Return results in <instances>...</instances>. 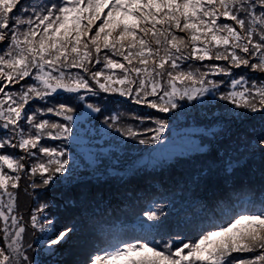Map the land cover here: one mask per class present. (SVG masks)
I'll list each match as a JSON object with an SVG mask.
<instances>
[{
  "label": "snow or ice",
  "instance_id": "snow-or-ice-1",
  "mask_svg": "<svg viewBox=\"0 0 264 264\" xmlns=\"http://www.w3.org/2000/svg\"><path fill=\"white\" fill-rule=\"evenodd\" d=\"M209 94L232 105L233 121L259 118L260 134L245 152L264 161V0H48L38 10L0 0V264H38L23 243L17 190L25 176L32 189H47L69 171L64 145L78 111L106 110L93 98L169 113ZM133 118L144 127L120 126L119 114L103 125L141 145L162 141L168 120ZM239 163L230 157L227 170ZM212 178L201 170L196 180ZM48 208L39 204L30 222L56 255L77 228L41 223ZM225 215L188 237L172 233L164 206H154L138 219L139 235L108 240L82 264H264V201L245 197Z\"/></svg>",
  "mask_w": 264,
  "mask_h": 264
},
{
  "label": "rangeland",
  "instance_id": "rangeland-1",
  "mask_svg": "<svg viewBox=\"0 0 264 264\" xmlns=\"http://www.w3.org/2000/svg\"><path fill=\"white\" fill-rule=\"evenodd\" d=\"M32 1L31 5L38 8L48 2L24 0L29 4ZM236 72L248 74L246 70ZM248 75L256 78L258 74ZM221 90L227 89L222 86ZM91 102L101 103L106 110L90 115L85 114L86 109L78 111L74 135L64 145L69 171L47 189H32L25 176L17 190L18 214L26 224L23 243L38 264H82L90 253L106 247L108 240L139 235L138 219L146 220L143 212L154 206H164L172 233L195 237L199 231L192 225L199 221L187 214L192 207L212 209L216 203L237 196L240 200L235 207L245 197L255 206L264 201V161L259 154L250 157L245 152L246 141L260 134L258 117L243 123L233 121L227 113L232 105L211 94L196 101H181V107L169 113H157L120 97L104 101L93 98ZM111 114L121 116L122 127L139 130L144 125L133 117L149 114L168 120L169 126L162 141L141 145L103 125ZM230 157H240L232 171L226 167ZM201 170H209L213 178L197 182ZM44 202L49 208L38 214L41 223L47 217L57 229L65 225L77 228L73 242L59 248L56 255L48 253L42 242L45 234L30 222L32 211ZM141 203L145 205L139 211H128L138 209ZM95 235L98 238L94 243Z\"/></svg>",
  "mask_w": 264,
  "mask_h": 264
},
{
  "label": "trees",
  "instance_id": "trees-1",
  "mask_svg": "<svg viewBox=\"0 0 264 264\" xmlns=\"http://www.w3.org/2000/svg\"><path fill=\"white\" fill-rule=\"evenodd\" d=\"M35 1L37 2V0H35ZM32 3H34V2L32 1L30 4H32ZM35 8L37 10L39 9L37 6H35ZM239 200H240V197L237 196V197H234L229 202L228 201H226L224 203L218 202V203H216V205L212 209L204 208V207H202V205L192 207L191 210H189V212H187V214L194 215L193 217L197 221H199V223H201V224H199V223L193 224L192 227L195 230L200 231L202 227L207 226V223L209 220H215L217 223H219L222 219H225L224 215L226 214V212L229 209L235 207V203ZM144 205H145L144 203H141V205L138 206V209L128 210V211H136L137 212L140 209H142L144 207ZM198 214L203 216V217H200L203 220H201L199 217H197ZM97 238H98V235H95V237L92 239L94 243L96 242ZM93 247H94V245H93Z\"/></svg>",
  "mask_w": 264,
  "mask_h": 264
}]
</instances>
